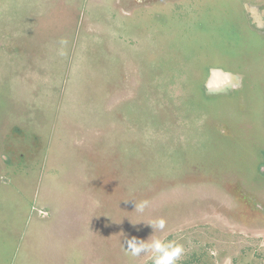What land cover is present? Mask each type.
<instances>
[{
  "label": "rangeland",
  "instance_id": "obj_1",
  "mask_svg": "<svg viewBox=\"0 0 264 264\" xmlns=\"http://www.w3.org/2000/svg\"><path fill=\"white\" fill-rule=\"evenodd\" d=\"M133 238L264 264V0H0V264Z\"/></svg>",
  "mask_w": 264,
  "mask_h": 264
},
{
  "label": "clouds",
  "instance_id": "obj_2",
  "mask_svg": "<svg viewBox=\"0 0 264 264\" xmlns=\"http://www.w3.org/2000/svg\"><path fill=\"white\" fill-rule=\"evenodd\" d=\"M147 206V202L140 205H135L139 211L143 212ZM154 229H165L166 221L163 218L154 220L149 223ZM128 247L125 251L130 253L133 257L139 256L141 252H151L153 264H179L181 256L184 254L185 249L182 245L173 241H164L160 238L153 239L150 243L143 241L140 244L135 242V238L127 241Z\"/></svg>",
  "mask_w": 264,
  "mask_h": 264
},
{
  "label": "bare ground",
  "instance_id": "obj_3",
  "mask_svg": "<svg viewBox=\"0 0 264 264\" xmlns=\"http://www.w3.org/2000/svg\"><path fill=\"white\" fill-rule=\"evenodd\" d=\"M247 10L249 13L252 14H257L258 12L256 11V9H253V8H250V7H247ZM258 22L257 24L260 25V22H262V20L259 21V13H258ZM261 19V18H260ZM231 79V75L229 73H226V72H223V71H220L219 69H211L210 71V75H209V80L207 82V86L209 88H217L219 87L220 85H222L223 83H227V81H230Z\"/></svg>",
  "mask_w": 264,
  "mask_h": 264
},
{
  "label": "flooded vegetation",
  "instance_id": "obj_4",
  "mask_svg": "<svg viewBox=\"0 0 264 264\" xmlns=\"http://www.w3.org/2000/svg\"><path fill=\"white\" fill-rule=\"evenodd\" d=\"M250 15H251V13H249ZM256 14V13H255ZM256 16H258L257 14H256ZM260 20H262V19H260V17H259V21ZM257 25V27L258 28H262L263 27V21L262 22H260V25L259 24H256Z\"/></svg>",
  "mask_w": 264,
  "mask_h": 264
}]
</instances>
